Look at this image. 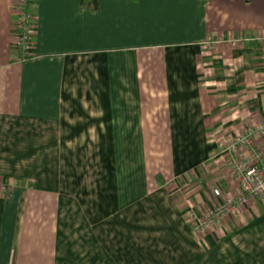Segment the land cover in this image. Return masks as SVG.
I'll list each match as a JSON object with an SVG mask.
<instances>
[{"label":"crops","instance_id":"0c3cea01","mask_svg":"<svg viewBox=\"0 0 264 264\" xmlns=\"http://www.w3.org/2000/svg\"><path fill=\"white\" fill-rule=\"evenodd\" d=\"M15 4L0 0V264H57L68 198L81 226H96V264H152L151 221L144 245L129 243L153 181L170 178L155 167L157 145L174 148L166 159L181 179L156 193L171 208L160 238L175 263L264 264L263 200L249 197L203 238L190 227L191 214L239 192L224 144L264 116V0H97L95 10L32 0L26 58ZM232 38L242 39L222 42ZM94 143L96 163L69 148ZM104 226L125 244L104 249Z\"/></svg>","mask_w":264,"mask_h":264},{"label":"rangeland","instance_id":"374dc122","mask_svg":"<svg viewBox=\"0 0 264 264\" xmlns=\"http://www.w3.org/2000/svg\"><path fill=\"white\" fill-rule=\"evenodd\" d=\"M158 133L162 134V131H158ZM159 136V134H158ZM91 142H95L94 139L91 140ZM165 147V146H164ZM162 145H157L156 150H159L157 153L158 155H155V159L153 161L159 160V163L155 165L157 170L159 169L160 172L165 175L166 177H170L169 179L167 178V183H163V185L159 186L153 181V187L152 189H156L153 191V199H152V210L146 211V218L143 217L140 219V221H137V227L133 230V233H135L136 236V241L135 243L130 242V246L133 244L135 246V251L136 247L143 246L144 243L141 241L143 238V234L146 233L145 229L143 226L144 223H148L151 221L152 223V230H151V236L153 242L151 243V250H152V264H161L162 262H168L167 264H177L175 263L176 261H179L180 259L178 258L179 251L174 249V247H171L169 244H167L165 241H162L160 238V232L163 233L161 229L165 228L166 226L161 225L162 223L160 222L162 217H169L171 208L167 205V202L162 201L159 196L156 195L157 192L164 191L165 188L168 189H173L174 182H179L181 181L180 178L175 177L173 174L170 173V166H171V158H167V156L171 155V153L174 151V148L172 146H168L164 148ZM70 149L75 148L79 149L78 153L84 152L87 155L91 153L92 155V161L95 162V156H96V150L99 152L100 147L96 146L95 143L93 146H86V147H69ZM110 150V147H108ZM119 149L117 152V155L122 152L126 151L127 147H123V149L120 147H116ZM153 148V149H154ZM106 149L105 147V154H106ZM122 150V151H121ZM111 163L108 162L107 157L105 156V162H104V179L106 181L111 180L110 176L111 175ZM153 170V169H152ZM154 171V170H153ZM88 172L93 175V177L96 176V170L94 168L89 169ZM170 173V174H169ZM123 174V173H122ZM168 174V175H167ZM98 176H102L101 173ZM162 187V188H159ZM76 190V189H75ZM71 191V190H70ZM69 191V192H70ZM175 196L173 195V200ZM64 204L62 205L61 208V236H60V249L58 251V263L57 264H96V258L99 256L101 253L100 251L103 250L101 246V242H98L96 240V226L92 225L89 226V230H87V227L81 226L80 222L81 219L79 218V213L77 209V203H75L71 199H65ZM174 202H176L174 200ZM110 205V204H109ZM91 212V211H90ZM106 212V211H105ZM148 213V214H147ZM205 213V212H203ZM191 214V213H190ZM202 215V214H200ZM199 215V216H200ZM191 216V215H190ZM139 217V215L137 216ZM151 217V219H149ZM145 219V221H144ZM95 220V219H94ZM162 222L164 220H161ZM143 223V224H142ZM191 229L193 230V225L192 222L190 224ZM117 228V227H116ZM211 227L207 228L206 231L202 233H197L193 230L194 234L198 236V238H203V236L209 231ZM114 227L113 226H104L100 227V231H104L103 235L105 238H110L113 239V241L105 242V244H109L108 247H104V249H113L116 250V247L119 245H123L125 243H118L114 242ZM119 230V228H118ZM149 232V231H147ZM109 234V235H106ZM123 249H126L124 247ZM92 258V260H91ZM98 264H112L106 259V256L104 257V261L102 259L98 260Z\"/></svg>","mask_w":264,"mask_h":264},{"label":"built area","instance_id":"2783aa9c","mask_svg":"<svg viewBox=\"0 0 264 264\" xmlns=\"http://www.w3.org/2000/svg\"><path fill=\"white\" fill-rule=\"evenodd\" d=\"M16 18L14 21L15 47L23 58L32 44L34 19L29 11L32 0H15ZM239 39H227L222 42L235 43ZM264 138V116L253 125L246 127L241 133L233 135L224 144L228 153V162L232 168L239 192L234 197H228L211 210L202 215L191 214L193 230L202 233L207 228L232 215L239 205L245 203L249 197H256L264 201V148L257 143Z\"/></svg>","mask_w":264,"mask_h":264},{"label":"trees","instance_id":"16d2710c","mask_svg":"<svg viewBox=\"0 0 264 264\" xmlns=\"http://www.w3.org/2000/svg\"><path fill=\"white\" fill-rule=\"evenodd\" d=\"M81 4L93 10L97 9V0H81Z\"/></svg>","mask_w":264,"mask_h":264}]
</instances>
